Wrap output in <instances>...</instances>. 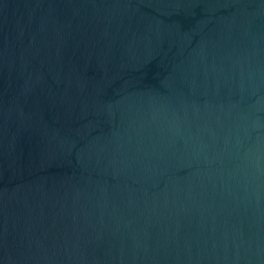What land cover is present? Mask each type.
<instances>
[{"label": "water", "instance_id": "water-1", "mask_svg": "<svg viewBox=\"0 0 264 264\" xmlns=\"http://www.w3.org/2000/svg\"><path fill=\"white\" fill-rule=\"evenodd\" d=\"M0 264H264V0H0Z\"/></svg>", "mask_w": 264, "mask_h": 264}]
</instances>
